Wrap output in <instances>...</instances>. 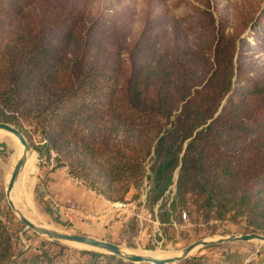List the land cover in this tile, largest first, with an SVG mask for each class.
I'll return each mask as SVG.
<instances>
[{
    "label": "trees",
    "instance_id": "1",
    "mask_svg": "<svg viewBox=\"0 0 264 264\" xmlns=\"http://www.w3.org/2000/svg\"><path fill=\"white\" fill-rule=\"evenodd\" d=\"M94 2L0 0V18L16 22L5 43L0 27V122L108 201L139 189L152 153L144 206L154 215L159 204L161 224L178 206L264 234V7L236 33L206 6L185 27L155 15L132 37L117 13L93 14ZM14 235L0 219V264L15 254ZM81 253L31 264H135Z\"/></svg>",
    "mask_w": 264,
    "mask_h": 264
},
{
    "label": "rangeland",
    "instance_id": "2",
    "mask_svg": "<svg viewBox=\"0 0 264 264\" xmlns=\"http://www.w3.org/2000/svg\"><path fill=\"white\" fill-rule=\"evenodd\" d=\"M206 6L216 20L225 21L229 31L236 33L241 29L245 20L256 18L260 14L264 7V0H95L92 5V13L95 14L99 10L117 13L121 17L120 19L128 21L132 37H135L144 25H153L158 20L155 15H159L161 18L160 24L167 22L170 26L175 23L185 27L186 23L192 21L195 8H206ZM14 19L0 18V27L7 30L3 43L10 38L9 32L11 30L9 28L16 23ZM187 37L189 40L192 39L190 35ZM39 140L40 138L37 137L35 142L38 143ZM13 152V149L6 142L0 140V219L7 227H12L15 231L13 237L15 254L11 256L9 264H31L37 262V255L41 261L53 256L60 263H64L65 259L73 261L87 258V255L81 252L92 251L89 248L67 243H54L37 235L32 230L25 229V226L10 209L4 194L5 167L8 166ZM30 153L35 158V169L31 173L32 175H29V179L33 182L31 199L40 220L47 227L78 234L75 228L63 223L64 220L53 210L50 200H42L37 194V185H46L50 182L47 174L54 170L55 153L50 150L47 155L42 150L39 154L32 147H30ZM151 156L152 153L143 163L145 176L137 191L131 189L124 201L105 199L108 202H123L128 207L125 211H115L116 213L111 214L107 223L102 227L104 234L96 235L94 238L112 242L130 252L158 250L167 253L170 250L180 252L182 248L199 239L250 233L245 228L246 222L243 219L232 221L228 217H217L211 213L205 216L192 213L189 216L187 210H182L178 206L175 207L174 212L169 217L171 224L159 223L158 231L154 233L152 224L154 215H151V212L144 206L150 180ZM59 168L65 169L71 179H78L69 174L67 166ZM176 175L175 173L173 184L164 194L162 204L166 208L174 197ZM79 179L88 188L90 187L87 180ZM158 205L153 207V212L157 211ZM189 209L192 207L190 206ZM179 212L180 216L178 217L177 213ZM183 212L187 213L185 220L181 218ZM49 242L54 245L49 244ZM189 257H203L206 264H264V244H258L256 241L223 243L197 249Z\"/></svg>",
    "mask_w": 264,
    "mask_h": 264
},
{
    "label": "water",
    "instance_id": "3",
    "mask_svg": "<svg viewBox=\"0 0 264 264\" xmlns=\"http://www.w3.org/2000/svg\"><path fill=\"white\" fill-rule=\"evenodd\" d=\"M0 130L13 135L22 146L21 154L16 159L4 188L5 198H7L9 197V194L19 174L26 164L27 155L28 153H30V146L26 141L24 135L15 126L0 122ZM7 204L14 213L16 212L18 214L17 218L25 226V229H30L37 235L43 236L54 243L77 244L80 246L88 247L89 250L113 255L125 262L135 264H174L180 260L188 258L193 250H197L200 248L238 241H264V235L258 233L232 234L213 239H199L182 248L177 255L168 258H155L149 255L127 252L120 246L109 241L34 224L30 222L24 214L16 210L11 201H7Z\"/></svg>",
    "mask_w": 264,
    "mask_h": 264
},
{
    "label": "crops",
    "instance_id": "4",
    "mask_svg": "<svg viewBox=\"0 0 264 264\" xmlns=\"http://www.w3.org/2000/svg\"><path fill=\"white\" fill-rule=\"evenodd\" d=\"M47 178L50 181L48 184L37 185V194L42 200L52 202L53 210L62 217L64 224L75 228L80 235L94 237L104 234L102 227L110 218L105 214L108 201L92 189L75 183L63 168L52 170ZM68 202L74 208H69ZM94 214L100 216L94 217Z\"/></svg>",
    "mask_w": 264,
    "mask_h": 264
},
{
    "label": "bare ground",
    "instance_id": "5",
    "mask_svg": "<svg viewBox=\"0 0 264 264\" xmlns=\"http://www.w3.org/2000/svg\"><path fill=\"white\" fill-rule=\"evenodd\" d=\"M0 140L6 142L14 151L13 154L11 155L8 166L5 167V172H6L5 184H6L10 176L12 167L16 159L21 154L22 146L13 135L3 130H0ZM34 163H35L34 155L32 153H28L26 164L23 170L21 171V173L19 174L9 194V197H7L6 200L11 201L15 209L21 212L22 214H24L25 217L30 222L47 227L46 224L40 220V217L38 213L36 212L33 201L31 199V191L33 188V182L29 179V175L35 169ZM14 214L18 216L16 212ZM48 228H51V227H48ZM253 241H256L258 244H264V241H258V240H253ZM73 245H77V244H73ZM194 251L195 250H193L192 252ZM127 252H130V251H127ZM131 253L149 255L155 258H168L174 255H177L179 252H174L173 250H170L167 253H162L158 250L157 251L137 250V251H132Z\"/></svg>",
    "mask_w": 264,
    "mask_h": 264
},
{
    "label": "built area",
    "instance_id": "6",
    "mask_svg": "<svg viewBox=\"0 0 264 264\" xmlns=\"http://www.w3.org/2000/svg\"><path fill=\"white\" fill-rule=\"evenodd\" d=\"M72 180L78 185L88 188L81 179H72ZM67 204L69 205V208H74V205L72 203L68 202ZM127 207L128 205L123 202H108V209L106 210L105 214L110 216L111 214L116 213L115 211H125ZM93 216L99 217L100 214H94ZM181 218L182 220L186 219V214L184 212L181 214ZM152 224H153V232L155 233L158 231V226H159V221L156 216V211H154V219L152 221Z\"/></svg>",
    "mask_w": 264,
    "mask_h": 264
}]
</instances>
